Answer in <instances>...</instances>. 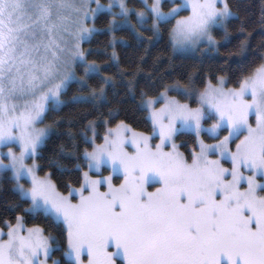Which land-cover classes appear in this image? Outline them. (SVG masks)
<instances>
[{
  "label": "snow or ice",
  "instance_id": "1",
  "mask_svg": "<svg viewBox=\"0 0 264 264\" xmlns=\"http://www.w3.org/2000/svg\"><path fill=\"white\" fill-rule=\"evenodd\" d=\"M91 2L0 0V145L18 142L22 148L19 154L9 149L7 163L0 155V170L14 169L17 179L30 175L31 188L17 184V189L31 198L33 210L54 211L65 223L66 255L72 264H264V182L241 171L246 165L264 176V63L242 78L240 88L225 89L223 77L220 86L209 82L200 102L219 114L210 131L219 134L223 128L228 135L211 145L201 141L200 151L193 150L190 160L174 143L172 151H165L164 144L176 131L177 120L199 128L203 110L168 97L165 106L152 113L159 124V145L153 147L144 133L124 137L128 126L121 121L109 130L115 132L114 138L105 137L104 144L86 151L90 168L110 160L113 171L123 170L119 185L111 176L93 178L85 172L77 202L72 192L65 195L50 178L38 176L36 165L25 164V157L32 155L47 132L36 124L49 96L59 101L69 78L65 65L77 56L83 58L80 40L94 30L84 23L90 16L95 18ZM96 2L98 9L105 7ZM219 3L223 6L217 0H188L185 7L191 8V15L178 19L172 29L176 45L196 43L202 37L214 41L212 26L236 15L228 0ZM118 4L123 14L129 12L125 0ZM148 7L155 12L157 31L161 20L179 10L163 11L161 0ZM70 8L78 13L73 23L80 25L75 51L65 38ZM139 16L143 18L145 12ZM61 50L71 55L62 56ZM87 71L99 69L93 62ZM234 140L239 141L235 151L230 146ZM126 143L134 150L128 151ZM210 151H219L233 167L212 158ZM104 183L107 191L100 189ZM150 183L160 186L149 191ZM7 223L6 233L0 229V264H46L40 257H47L51 246L44 230L28 228L24 236L19 222ZM5 235L7 240L2 239Z\"/></svg>",
  "mask_w": 264,
  "mask_h": 264
},
{
  "label": "trees",
  "instance_id": "2",
  "mask_svg": "<svg viewBox=\"0 0 264 264\" xmlns=\"http://www.w3.org/2000/svg\"><path fill=\"white\" fill-rule=\"evenodd\" d=\"M129 3L143 7L138 0ZM228 3L236 15L226 29H214L216 46L203 45L194 55L178 53L173 48V21L161 24L158 33L146 28L136 34L121 28L111 34L107 29L111 15L100 13L95 25L102 31L84 45L87 60L94 62L99 71L88 78L86 86L72 83L63 93L64 105L48 112L45 122L52 133L37 157L39 174H49L58 190L67 194L82 184V171L87 168L85 153L94 143L103 141L107 129L123 121L135 131H153L143 107L146 98L156 97L175 85L201 90L220 77L226 78L228 86L236 87L264 63V0ZM176 140L184 152L196 146L192 133L180 132ZM19 217L28 228L39 226L52 237V264L57 260L72 264L66 259L68 239L64 225L43 212L31 211L30 202L14 189L10 174L0 172V225L7 226L9 221L14 225Z\"/></svg>",
  "mask_w": 264,
  "mask_h": 264
},
{
  "label": "rangeland",
  "instance_id": "3",
  "mask_svg": "<svg viewBox=\"0 0 264 264\" xmlns=\"http://www.w3.org/2000/svg\"><path fill=\"white\" fill-rule=\"evenodd\" d=\"M138 1H140L142 3L143 7L139 8L137 5L129 3V0H125V3L127 5V7L129 8V12L127 14H123L121 12V8L119 7L118 0H99V3L101 5L105 6L101 9L97 8L96 0H92L90 7H91L92 12L95 14V18L93 19L90 16L88 19L85 20L84 23L89 28H92L94 30L91 31L90 33H85L80 40L79 46H80V49L83 51V58L77 56L72 60L71 63L65 65V70L67 72H69L70 75H69V78L64 81V85L61 88L59 101H57V99L54 96L50 95L48 100H47L46 106H45V111L42 113V119L40 121H38L36 124V127H38V128H46L47 132L42 138V143L37 145V148L32 153V155L29 157H25V164L26 165H29V166L36 165L37 166L35 171H36V174L38 176L48 177L51 179L49 174H45V175L39 174L38 163H37V157L40 153V149L43 147L47 138L52 133L51 128L45 122V119H46L48 112L52 109H55V110L59 109L62 105H64L65 100L63 99V93H65V91L68 89V87L72 83H77L81 87L86 86L88 83V78L96 72V71L95 72L87 71L88 63H90V62L87 60V53L84 50V45L86 42H88L93 37V35L102 31L101 29L97 28L95 25V21H96L97 16L103 12L111 15L110 25H109V28H107L111 34H113V32L115 30H118L121 28L130 29L136 34H139L142 29H146V28L153 30L155 33H158V31L156 29L155 12L150 11L149 7H148L152 4H154L156 2V0H138ZM71 2L79 4V3L83 2V0H71ZM187 2H188V0H161V8L163 11L169 12L174 8L179 9V10L175 16L170 17L167 20H161L159 23V27L161 24H163L165 22L173 21V24H174L173 28H174L176 25V21L178 19H180L181 17H186V16L191 15V8L185 7V4ZM217 3H218L219 7L223 6L222 4L219 3V0H217ZM141 11L145 12V16L143 18H141L139 16V12H141ZM183 11H187V13L185 15H182ZM66 15L70 18L67 21L69 28H70V31L65 33V38H66V42L68 44V48L71 51H75V44H76L75 33L78 31L80 25L73 23L72 18L76 17L78 15V13L74 12L73 9L70 8L66 11ZM113 17H115V20H113ZM232 17H229L226 21L223 22V24L213 25L211 30H210L211 36L214 37V29L215 28H219L222 30L226 29L228 22L230 21V19ZM171 42H172V45H173V48L175 49V51H177L178 53L185 54V55L196 54L198 49L201 48L203 45L216 46V44H217V41L215 40V38H214V41H210L207 37H202L196 43H188L187 45H176V42L172 37V31H171ZM61 55L66 57L68 55H71V52L65 53L63 50H61ZM85 60L88 63H85ZM223 78H224L223 87L225 89L240 88L241 87V83L236 87L228 86L226 78L225 77H223ZM53 83H55V81H53ZM208 84L206 85V87L204 89H201V90H197L196 88H194L193 86H190V85H188V86L175 85V86L163 91L158 96L151 97V100L153 102L150 103L149 98H146L143 101V107L147 111L148 119L150 120V122L152 124V128H153V131L151 133H144V134H147L148 136L151 137L150 143L153 145V147L160 144L161 135H160V132L158 131L159 124L153 118L152 113H153V110L159 111L160 109H162L165 106V104L167 103L168 97H175L181 103L188 104L191 108H202L203 117L200 121L199 128L193 127L191 124L186 125V124L182 123L181 120H177L175 122L176 131H174V133L170 137L167 138V140L164 144V150L165 151H172L173 150L172 144L174 143L177 147V150L180 151L181 153H183L185 155V157H188L190 160L192 153H193V150L195 152L200 151V142L201 141H204V143L211 145V144L217 143L218 140L223 139V136L228 135V130L223 129V128H221L219 130V134H217V132H215V131H210V129L212 128V125H214L218 122L219 114L210 105H208V104L202 105L200 102V94L208 87ZM212 84L216 85V86H220V78L218 79V81L216 83H212ZM185 89L187 91H185ZM172 92H174V94H172ZM180 98H182V100ZM246 98L251 99L250 96H248ZM250 119L253 120V123L255 122L254 118H250ZM168 122H169L168 118H165L164 123L167 124ZM118 125H120V123L117 124L116 126H114L113 128L107 129V132L104 135L103 141L101 143H94L93 148L89 151H92L93 149H95L96 145H98V144H100V145L104 144L105 137H108L110 139L114 138L115 132L114 131L110 132L109 130L110 129L115 130ZM93 128H94V125H93ZM15 131L18 132L19 129H15ZM133 132L143 133V132L135 131L128 126L127 129H125L123 131L122 135L124 137L131 139L133 136ZM180 132L192 133L196 137V146L189 148L188 149L189 152H184L182 150L183 149L182 144L176 140V135ZM94 139H95V134L92 135L91 140L94 141ZM238 142H239L238 140H234L232 142V144L230 145L233 151H235V143H238ZM124 147L127 148L128 151L134 150L133 147H131L127 143L124 145ZM9 149H11L13 152H16L17 154H19L22 151V148L18 142H10V143H7L5 145H0V155L3 156L5 163H7L10 160V157L7 155V152ZM187 154H191V155L188 156ZM209 155L214 159L219 158L221 160V163L224 164L225 167H229V168L233 167L232 163L227 158H221L219 156V151H216V152L210 151ZM85 158L87 160V168L82 171V184L79 187H74L76 189V191H73V188H71V190L69 191V192H72L71 198L73 199V201L78 202V200H79V189L84 184V173L85 172H88L89 176L93 177V178H107V177L111 176L112 182L116 185L123 183V181H124L123 170L120 169L118 171H113V166H112V163L110 160L100 163L98 168H96V167L90 168L89 167V158L86 155H85ZM241 171L244 172V174L246 176H248V175L255 176L257 180L264 182V176H261L260 174L256 173L255 170H249L246 165H243L241 167ZM0 172L1 173L7 172L10 174L12 180L14 181V189L20 195H21V193L17 189V184H22L26 188H31V186H32L30 175H21L19 177V179H17L15 176L14 169H12V168L2 169V170H0ZM116 178H118V179H116ZM228 178L230 179L231 177H228ZM117 180H118V182H116ZM159 186L160 185L158 183H150L149 184V191H154L155 188H157ZM241 187L246 188L247 184L245 182H241ZM100 189L102 191H107V183L101 184ZM85 194H87V193H85ZM261 194H264V193H261ZM65 195H68V193ZM21 197L30 202V210L31 211L43 212L44 214L51 216L56 221L62 223L66 229L65 223L56 217L54 211L46 210L44 207H40V208L33 210L31 198L30 197H23L22 195H21ZM18 222L22 225V227L20 229L21 233L24 236H27L28 235V232H27L28 227L25 226L21 217L18 218L17 222L13 226H15ZM8 227H9L8 225L7 226L0 225V229H3L5 233L8 231ZM43 234L49 238V243H50L51 247H50L49 255L47 257L41 256L40 259L44 260L46 262V264H52L50 262V257L52 256V253L54 250L52 237L49 235H46L45 233H43ZM2 239L7 240L8 239L7 235L3 236ZM66 259L69 260L67 255H66ZM83 259L85 261H87L88 257L86 254L83 256ZM117 264H118V261H117Z\"/></svg>",
  "mask_w": 264,
  "mask_h": 264
}]
</instances>
